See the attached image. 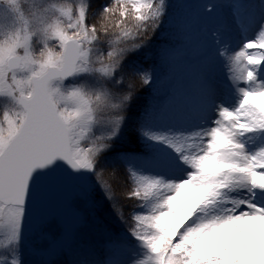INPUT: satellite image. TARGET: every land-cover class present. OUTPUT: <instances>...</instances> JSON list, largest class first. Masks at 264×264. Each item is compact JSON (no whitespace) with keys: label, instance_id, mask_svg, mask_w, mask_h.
I'll list each match as a JSON object with an SVG mask.
<instances>
[{"label":"snow or ice","instance_id":"obj_1","mask_svg":"<svg viewBox=\"0 0 264 264\" xmlns=\"http://www.w3.org/2000/svg\"><path fill=\"white\" fill-rule=\"evenodd\" d=\"M0 3V264H24L30 208L45 182L64 168L102 176L101 157L130 118L126 76L152 81L130 57L173 6L109 0L91 12L97 24L88 22L92 0ZM200 12L218 22L197 49L185 103L139 113L142 153H116L131 184L124 198L138 201L127 217L112 185L97 180L125 227L104 230L106 252L122 258L95 264H264V0Z\"/></svg>","mask_w":264,"mask_h":264},{"label":"rangeland","instance_id":"obj_2","mask_svg":"<svg viewBox=\"0 0 264 264\" xmlns=\"http://www.w3.org/2000/svg\"><path fill=\"white\" fill-rule=\"evenodd\" d=\"M22 2V0H21ZM109 0H92L89 23H97L91 12L98 10ZM227 0H170L172 10L160 29L151 35L144 47L131 60L142 70L151 73L152 81L143 85L138 76H126L134 85V99L125 125L123 138L117 142L116 150L101 157L98 168L104 171L101 177L91 174L87 179H80L58 195L39 206L31 207V219L26 231L22 256L24 264H42L54 260L56 264H95L107 258L120 259L104 248V230L122 231L125 225L120 224L112 211L108 200L104 198L97 180L108 181L115 190L119 202L125 205V215L138 203L135 199H125L124 193L131 189L125 171V164L116 158L117 152L138 155L142 145L137 139V128L140 123L138 114L145 109L171 105L173 113L179 112L186 100V94L192 90L196 73L199 70L197 49L207 40V30L218 22V16L201 14L200 6L207 3L221 5ZM5 5L0 3V9ZM217 11L228 16L226 9ZM238 38V37H237ZM235 47H239L235 44ZM107 50V45H102ZM127 61L125 64L127 65ZM115 169V176L112 175ZM81 223L73 228L77 219ZM131 223V221H128ZM63 234L53 240L57 233ZM43 233H50L42 238ZM55 244L58 252L50 254L49 244Z\"/></svg>","mask_w":264,"mask_h":264},{"label":"water","instance_id":"obj_3","mask_svg":"<svg viewBox=\"0 0 264 264\" xmlns=\"http://www.w3.org/2000/svg\"><path fill=\"white\" fill-rule=\"evenodd\" d=\"M78 175L71 172L70 169L64 168L58 170L51 178H49L45 185L42 187L38 194L36 202L31 206H39L42 203H45L47 200L58 195L60 192L69 188L71 185L79 181Z\"/></svg>","mask_w":264,"mask_h":264}]
</instances>
